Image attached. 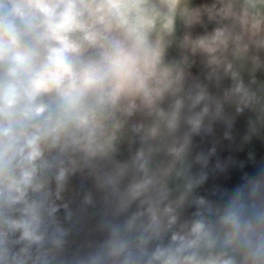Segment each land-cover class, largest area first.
<instances>
[{
    "label": "clouds",
    "instance_id": "1",
    "mask_svg": "<svg viewBox=\"0 0 264 264\" xmlns=\"http://www.w3.org/2000/svg\"><path fill=\"white\" fill-rule=\"evenodd\" d=\"M0 264H264V0H0Z\"/></svg>",
    "mask_w": 264,
    "mask_h": 264
}]
</instances>
